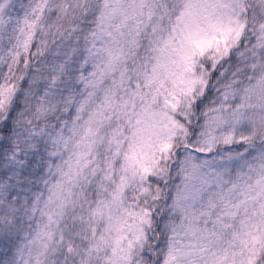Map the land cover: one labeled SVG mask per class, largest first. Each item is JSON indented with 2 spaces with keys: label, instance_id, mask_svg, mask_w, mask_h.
<instances>
[{
  "label": "snow or ice",
  "instance_id": "snow-or-ice-1",
  "mask_svg": "<svg viewBox=\"0 0 264 264\" xmlns=\"http://www.w3.org/2000/svg\"><path fill=\"white\" fill-rule=\"evenodd\" d=\"M0 264H264V0H0Z\"/></svg>",
  "mask_w": 264,
  "mask_h": 264
}]
</instances>
